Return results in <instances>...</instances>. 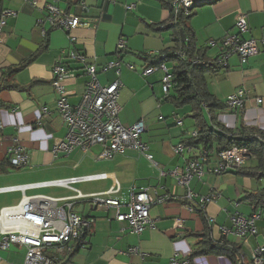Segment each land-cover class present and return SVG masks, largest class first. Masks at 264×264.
<instances>
[{
	"label": "crops",
	"instance_id": "1",
	"mask_svg": "<svg viewBox=\"0 0 264 264\" xmlns=\"http://www.w3.org/2000/svg\"><path fill=\"white\" fill-rule=\"evenodd\" d=\"M32 1L4 2V9L15 13V17L7 19V26L0 36V75L2 69L14 67L32 56L44 40V34L50 32L47 49L13 77V82L24 90L0 89V101L4 105L0 106V163L6 161L4 170L0 171V189L88 175L104 174L106 178L75 184L72 189L43 187L27 189L24 194L21 191L0 192V211L17 205L23 195L61 199L74 196V190L82 195L102 193L117 183L120 187L117 197L127 201L132 186L150 188L149 193L154 198L167 195L169 200L151 207L149 216L156 221L155 227L140 235L131 234L126 223L115 221L114 210L106 212L94 209L85 200L77 201L75 213L93 218L94 223L86 236V247H75L72 255L60 257L59 264H172V259L181 264H232L226 256L212 255L188 262L187 257L197 242L193 235L203 229L200 213L188 208L186 188L177 185L172 178L159 176L161 171L168 173L174 168H182L199 153L192 149L180 156L174 155V146L187 138L189 129L195 131L194 125L185 127L191 109H176L163 101L165 95L161 89L160 71L146 77L141 75L147 67V60L163 53L171 54L177 46L174 31L168 29L169 13L162 6L163 0H35L34 6ZM81 1L86 5L85 12L79 6ZM132 1L135 7L127 10L126 5ZM206 1L196 6L187 26L194 33L197 48L204 51L207 61L212 62L221 52L220 40L226 34L236 33L234 24L239 15L246 17L249 27L244 39H264V0ZM47 6L80 16L87 25L67 33L52 31L45 19ZM120 41L124 43V49L117 54ZM209 41L215 45L209 46ZM69 50L83 53L85 64H96L98 72L107 63L120 62L118 67L99 72L97 79L101 85L117 79L122 82L118 96L119 122L130 126L143 120L145 132L141 140L147 144L153 163L133 152L110 161H98L95 156L99 147H93L86 155L77 151L70 159L53 160L52 148L65 137L66 126L55 111L58 94L50 85L51 67L64 59V65L74 71L76 77L65 82L71 105L79 103L88 80L82 64L67 60ZM228 64L229 72L221 70L215 76H209L210 90L218 101L224 103L242 90L243 106L242 110L226 108L218 112L216 122L230 130L242 124L264 133V48L260 47L258 54L248 58L245 64L240 63L237 55L231 56ZM165 65L172 70L173 63ZM257 98H262L263 103L257 105ZM43 107L48 109V114H42ZM183 111L187 114L182 115ZM176 117L181 119V126L176 125ZM14 148H20L27 156L26 167L14 169L7 162L9 152ZM85 159L94 167L78 173ZM250 162L247 166L256 165V161L254 164ZM67 164H72L70 170L55 171ZM189 186L198 197L212 192L219 194L215 202L205 206L204 215L213 218L216 226L228 228H231L229 218L240 212L245 194L260 187L256 179L233 172L206 173L200 180L192 179ZM234 202L239 203V207H235ZM121 211L126 212L127 208ZM252 213L247 216L242 212L239 214L247 218ZM176 219L181 220V229L175 227ZM255 225L258 236L247 235L245 242V239L233 235L219 236L215 225L211 229L212 239L236 246L242 259L248 263L251 250L264 244V218ZM131 249L136 252H129Z\"/></svg>",
	"mask_w": 264,
	"mask_h": 264
},
{
	"label": "built area",
	"instance_id": "2",
	"mask_svg": "<svg viewBox=\"0 0 264 264\" xmlns=\"http://www.w3.org/2000/svg\"><path fill=\"white\" fill-rule=\"evenodd\" d=\"M196 1L174 0L173 5L185 9L186 14L189 15L188 11L192 9ZM35 4V0L32 1V5ZM79 6L83 12L86 11V5L83 1L80 2ZM134 7V1L126 5L127 10H132ZM45 11V19L50 24L52 31L62 30L67 33L87 25L82 22L80 16L65 13L54 6H47ZM10 17H15V13L9 10H3L0 14V36L7 26V19ZM234 26L236 33L226 34L220 40L221 52L215 58L216 65L224 72H229L228 59L231 56L237 55L240 63L245 64L248 58L258 54L260 47L264 48V39L255 41L243 38V35L249 30L245 16L239 15ZM70 42L73 43L74 39L71 38ZM208 45L213 46L215 43L209 41ZM123 49L124 43L120 41L116 53L119 54ZM177 55L183 59L185 51H179ZM164 57L165 55H162V58ZM63 60H59L51 67L50 85L58 94L55 111L66 126L65 137L52 148L53 160L70 159L77 151L86 155L93 147H99L100 151L95 156L98 161H110L116 156L133 152L143 155L147 161L153 163L152 156L148 153L147 144L141 140L145 132L143 120H139L130 126H123L119 122L118 96L123 87L122 82L117 79L110 84L101 85L97 79L99 72L103 73L118 67L120 62L107 63L98 72L96 64H85L83 53L69 50L67 60L71 63L82 64L84 75L88 77L79 103L71 105L68 101L65 82L74 79L76 76L72 69L64 65ZM175 65L173 63V68ZM126 67L132 70L130 65H126ZM156 71L162 73L161 89L163 94L167 95L171 89V68H167L165 64L158 67H146L141 71V75L146 77ZM243 95L244 92L239 90L230 96L225 103L227 108L242 110ZM255 103L260 105L263 103V99L257 98ZM41 112L48 114V109L43 107ZM174 120L176 125L181 126L182 122L179 117ZM196 135V131L186 133L187 138L195 139ZM253 136L258 138L257 134ZM191 150L192 148L186 143H179L174 146L173 153L180 156L185 151ZM251 159L252 154L246 148H232L214 155H210L207 151H200L182 168H174L168 173L161 171L159 176L164 179L172 178L177 185L186 188L185 199L190 210H204L206 205L215 202L220 196L217 192H212L207 196L198 197L189 186L191 180L194 178L200 180L206 173L221 175L240 170L247 166ZM7 162L14 169H20L27 166V156L21 152L20 148H14L10 150ZM258 174L261 175V172L258 171ZM105 178L106 175L104 174L72 177L7 187L0 189V192L21 191L24 194L27 189L43 187L72 189L75 184ZM149 190L150 188L132 186L129 189L127 201L117 197L120 192L117 183L102 193L82 195L74 190V196L61 199L42 195H23L17 205L5 207L0 211V252H6L11 246H16L18 251L23 252L22 264H59L60 257L72 255L75 247L85 248L86 236L91 231L94 219L91 217L84 218L75 213V203L82 200H85L94 209H101L106 212L110 209L114 210L115 221L126 223L131 234L140 235L146 229L155 227L156 221L149 216L151 207L169 200L167 195L154 198ZM235 207H239V203H235ZM122 208H127V211L122 212ZM262 212L258 210L247 218L235 212L229 218L231 228L216 226L215 220L211 217H207V224L211 229L215 225L219 236L222 237L228 235H233L238 239H245L247 235L256 237L258 231L255 224L262 219ZM174 225L181 229V220L176 219ZM129 252L135 253L136 251L131 249ZM233 258L236 264H264V244L257 245L251 250L248 263L242 259L239 252H234ZM171 262L172 264H181L177 263L175 259H172Z\"/></svg>",
	"mask_w": 264,
	"mask_h": 264
},
{
	"label": "trees",
	"instance_id": "3",
	"mask_svg": "<svg viewBox=\"0 0 264 264\" xmlns=\"http://www.w3.org/2000/svg\"><path fill=\"white\" fill-rule=\"evenodd\" d=\"M5 0H0V14L4 9ZM174 0H163L162 6L168 11L169 30H173V35L177 41V46L173 53L159 55L147 60V67H158L161 64L175 63L172 68L171 89L163 98L164 102L171 104L176 109L189 107V119L193 120L196 138H185L182 143H186L190 148L200 151H207L210 155L218 152L228 151L232 148H246L250 150L252 158L256 161L254 167L245 166L240 170L232 171L242 177H248L260 181L264 179V133L242 124L235 130L227 129L216 122V114L225 111L227 106L224 102L218 101L212 94L209 87V76H215L221 68L216 65L215 60L207 61L205 53L201 48H197L194 33L187 26V22L192 18L193 7L186 14L185 9L173 5ZM50 32V31H49ZM49 32L44 34L38 50L32 56L24 59L20 64L1 70L0 89L22 91L24 87L13 82V77L24 69L32 60L48 47ZM180 32L183 33L186 42L183 43ZM179 51H185L182 59L177 55ZM202 62V63H201ZM0 106H4L0 101ZM207 116L208 119L207 120ZM240 117V115H238ZM257 134V137L253 135ZM4 163H0V171L4 170ZM261 172V175L258 174ZM243 202H246L252 212L264 209V188L255 192L246 193ZM203 229L200 233L194 234L197 242L188 255V262L195 258L206 256H226L232 264H236L233 258L234 252H239L236 246L228 245L225 241H213L211 238V228L207 224V217L204 210H198ZM242 257V256H241Z\"/></svg>",
	"mask_w": 264,
	"mask_h": 264
},
{
	"label": "rangeland",
	"instance_id": "4",
	"mask_svg": "<svg viewBox=\"0 0 264 264\" xmlns=\"http://www.w3.org/2000/svg\"><path fill=\"white\" fill-rule=\"evenodd\" d=\"M185 108H188V107H185ZM184 114H187L185 113L184 111L182 112V115ZM193 127V120L189 119L188 117L185 119V127ZM191 132L192 130L189 129ZM198 153V151H196V154ZM254 160H252L250 163L251 164H254ZM71 166L72 164H67V165H64V166H61L59 169H55V171H64V170H70L71 169ZM64 167V168H63ZM94 167V165L92 164V162L88 159H85L82 163H81V167L78 169V173L79 172H85L87 170H90ZM246 178V177H244ZM259 182V188L258 189H261V188H264V179L258 181ZM238 199V198H237ZM235 199V200H237ZM235 203V202H234ZM233 203V204H234ZM241 205V204H240ZM243 206V207H242ZM241 206V210L240 212H242L245 216H247L248 213H252V210L250 208L249 205H247L245 202H243V205ZM262 212V218H264V209H259ZM239 212V213H240ZM188 240H191L190 237L187 238ZM0 264H22L23 262V252L21 251H18L16 246H11L9 248V250H7L6 252H0Z\"/></svg>",
	"mask_w": 264,
	"mask_h": 264
},
{
	"label": "water",
	"instance_id": "5",
	"mask_svg": "<svg viewBox=\"0 0 264 264\" xmlns=\"http://www.w3.org/2000/svg\"><path fill=\"white\" fill-rule=\"evenodd\" d=\"M205 3H207L206 0H197L196 3L193 5V7H196V6H198V5H203V4H205ZM193 7H192V8H193ZM180 36H181L182 42L185 43V42H186V39L184 38L182 32H180Z\"/></svg>",
	"mask_w": 264,
	"mask_h": 264
}]
</instances>
